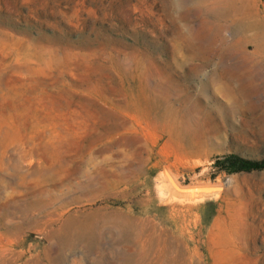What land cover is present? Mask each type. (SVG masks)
Listing matches in <instances>:
<instances>
[{
  "label": "rangeland",
  "instance_id": "374dc122",
  "mask_svg": "<svg viewBox=\"0 0 264 264\" xmlns=\"http://www.w3.org/2000/svg\"><path fill=\"white\" fill-rule=\"evenodd\" d=\"M228 153L264 157V0H0V264H264Z\"/></svg>",
  "mask_w": 264,
  "mask_h": 264
},
{
  "label": "trees",
  "instance_id": "16d2710c",
  "mask_svg": "<svg viewBox=\"0 0 264 264\" xmlns=\"http://www.w3.org/2000/svg\"><path fill=\"white\" fill-rule=\"evenodd\" d=\"M212 166L217 171H224L226 173L258 171L264 169V157L260 159H248L228 153L215 157Z\"/></svg>",
  "mask_w": 264,
  "mask_h": 264
},
{
  "label": "water",
  "instance_id": "95a60500",
  "mask_svg": "<svg viewBox=\"0 0 264 264\" xmlns=\"http://www.w3.org/2000/svg\"><path fill=\"white\" fill-rule=\"evenodd\" d=\"M171 187L180 194H185L190 197H195L196 195L211 193L220 190L217 185H195V186H178L171 180Z\"/></svg>",
  "mask_w": 264,
  "mask_h": 264
},
{
  "label": "bare ground",
  "instance_id": "6f19581e",
  "mask_svg": "<svg viewBox=\"0 0 264 264\" xmlns=\"http://www.w3.org/2000/svg\"><path fill=\"white\" fill-rule=\"evenodd\" d=\"M261 43V42H260ZM263 45V44H262ZM256 53V52H255Z\"/></svg>",
  "mask_w": 264,
  "mask_h": 264
}]
</instances>
